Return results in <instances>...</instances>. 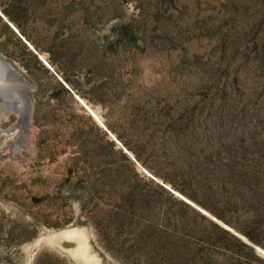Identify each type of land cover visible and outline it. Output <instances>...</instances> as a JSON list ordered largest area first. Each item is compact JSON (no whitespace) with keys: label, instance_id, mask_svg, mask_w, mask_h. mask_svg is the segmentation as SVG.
<instances>
[{"label":"rangeland","instance_id":"rangeland-1","mask_svg":"<svg viewBox=\"0 0 264 264\" xmlns=\"http://www.w3.org/2000/svg\"><path fill=\"white\" fill-rule=\"evenodd\" d=\"M0 11V52L35 85L27 137L5 132L19 116L0 109V264H171L212 222L264 264V0ZM230 171L259 182L244 191Z\"/></svg>","mask_w":264,"mask_h":264},{"label":"trees","instance_id":"trees-1","mask_svg":"<svg viewBox=\"0 0 264 264\" xmlns=\"http://www.w3.org/2000/svg\"><path fill=\"white\" fill-rule=\"evenodd\" d=\"M231 175L230 176H225L228 180V182L232 184H236L237 187H240L244 191L251 190L252 186H256V184L259 182V180L256 177H251V178H246L240 173L239 175L235 171H230ZM224 188H226L224 186ZM189 197L192 199L200 201L195 198L192 194H188V192L184 191ZM213 194L215 195L216 190H212ZM225 203L231 202V198H224ZM253 199L258 201V203H262L264 201V193H256L253 195ZM202 203V202H201ZM205 207L210 209L212 212H214L218 217H222V215L217 212L216 210H212L208 205L202 203ZM204 217V216H203ZM257 225L262 224L260 221H253ZM213 226L211 229H208L206 231H202L200 234H198L197 242L196 244L192 243V246L189 245L191 243L185 242L183 245H185V249L187 248V245H189V249L187 252L186 257H182L181 252L178 251L180 254L179 256H171L169 259V262L171 264H176V261L180 262L181 264H192V261L195 260L196 262H202V264H209V262L213 261L215 262L214 264H220V259L219 255H223L229 259L232 260V262L236 264H254V260L259 259L256 255L254 246L248 244L247 242L241 240L240 237L237 235L233 234L229 230H226L222 226L216 224V223H211ZM239 229L242 233H244L250 240L256 242V243H261L260 240H258L256 237H254L252 234L246 232L242 228H237ZM195 246V247H193ZM226 246L238 251L239 248H242V250L245 252L247 256L250 258H245L244 261L238 260L242 258V256L236 258V254L232 251H229Z\"/></svg>","mask_w":264,"mask_h":264},{"label":"water","instance_id":"water-1","mask_svg":"<svg viewBox=\"0 0 264 264\" xmlns=\"http://www.w3.org/2000/svg\"><path fill=\"white\" fill-rule=\"evenodd\" d=\"M0 63L4 64L5 68L6 67L8 68L11 77L14 78L16 77L18 81H20V83L22 84L30 83L29 86H32V89L34 88L35 85L31 77L13 59L6 57L1 52H0ZM32 89L29 90V92H27V90H25V92H23V90L16 91L13 90L11 87L4 89L6 91V95L8 96V98H11L12 95L16 97L17 95H19L24 105V107L21 109L19 113L18 120L11 126V129L16 137V140L17 139L19 140V138L21 137L19 136L20 133L24 134L26 137L27 133L29 132V129L32 128L33 106H34V97H33ZM10 94H12L11 97H9Z\"/></svg>","mask_w":264,"mask_h":264},{"label":"bare ground","instance_id":"bare-ground-1","mask_svg":"<svg viewBox=\"0 0 264 264\" xmlns=\"http://www.w3.org/2000/svg\"><path fill=\"white\" fill-rule=\"evenodd\" d=\"M0 13L1 14H3L1 11H0ZM12 23V22H11ZM12 25L14 26V28L18 31V33L20 34V35H22L21 34V32L19 31V29L12 23ZM23 36V35H22ZM24 37V36H23ZM25 38V37H24ZM26 39V38H25ZM27 40V39H26ZM28 41V40H27ZM29 42V41H28ZM41 58H43L44 59V57L41 55ZM45 60V59H44ZM45 62H46V64L48 65V66H50L51 67V65L49 64V62L47 61V60H45ZM4 68V69H3ZM4 78V79H3ZM3 79V80H2ZM3 81V82H2ZM0 84H2V85H4V87L5 88H8V87H11L13 90H16V91H18V90H23V92H25V90H27V92H29V90H31L32 89V86H29V84L30 83H27V84H25V83H20V81H18V79L15 77H11L10 76V73H9V70H8V68L6 67L5 68V65L4 64H2V63H0ZM4 88V89H5ZM30 88V89H29ZM33 91V90H32ZM11 93V92H10ZM11 95L12 94H10V97H11ZM23 95V94H22ZM1 99H2V97H1ZM5 100L3 101V100H0V109H2V108H4V112L5 113H7V115L11 112V109L13 110V111H15L16 112V114H18V116H19V113H20V111H21V109L24 107V105H23V101L21 100V97L19 96V95H17V97L16 96H13L12 95V97L11 98H4ZM80 99V98H79ZM82 101V100H81ZM83 103V102H82ZM91 111V110H90ZM92 113H93V115L96 117V118H98V120L101 122V120L99 119V116H97L95 113H94V111L92 110L91 111ZM4 114V113H3ZM5 115V114H4ZM102 123V122H101ZM103 124V123H102ZM10 128V127H9ZM8 128V130L6 129V132H8V133H10V135L12 134V129L10 128L9 129ZM2 130V129H1ZM3 131V130H2ZM2 133H4V132H2ZM7 133V134H8ZM15 136V135H14ZM27 137V136H26ZM153 176V175H152ZM174 191V190H173ZM179 194V193H178ZM181 197H182V195H181ZM184 197V196H183ZM184 198H186V197H184ZM187 199V198H186ZM188 200V199H187ZM190 201V200H189ZM199 209H201V208H199ZM205 212V211H204ZM207 213V212H206ZM63 234H54V235H50V239H51V241H54L55 239L56 240H58V238H60L61 236H62ZM261 251V250H260ZM263 252V251H262ZM264 253V252H263Z\"/></svg>","mask_w":264,"mask_h":264}]
</instances>
